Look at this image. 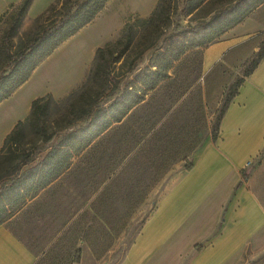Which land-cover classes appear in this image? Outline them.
Segmentation results:
<instances>
[{
	"label": "rangeland",
	"instance_id": "374dc122",
	"mask_svg": "<svg viewBox=\"0 0 264 264\" xmlns=\"http://www.w3.org/2000/svg\"><path fill=\"white\" fill-rule=\"evenodd\" d=\"M54 1L32 0L19 33L26 32L31 21ZM20 2L0 0V17ZM158 3L159 0H108L91 23L44 59L28 80L0 103V149L3 139L16 123L28 117L31 102L46 94L53 98L50 123L54 127L57 115L68 101L77 97L89 80L96 49L113 44L127 27L147 19ZM181 7L172 14L154 47L138 57H135V48L113 66L112 77L117 80L118 87L113 91L108 84L102 105H107L121 93L124 85L147 65L151 54L160 49L170 36L190 31L208 19L203 11L184 17ZM135 32L137 36L141 30L138 28ZM261 38L258 36L257 40ZM248 50H243L241 56H245ZM200 53V48L188 50L169 70V78L147 94L146 102L132 110L118 130L103 137L102 148L106 155L104 159L97 161L96 157L92 161L95 168L86 170L91 164L87 161L88 155L76 158L69 171L9 219L7 226L29 249L41 256L37 264H71L75 259L73 252L81 245L78 238L83 227H89L86 242L96 252L94 255L100 264L124 263L145 218L154 210L167 188L165 184L173 176L172 171L179 164L183 167L184 162L186 167L190 157L209 136L215 134L223 104L233 91L235 82L249 67L255 52L243 63H230V66H223L208 77L201 75ZM82 124V121L77 122L71 128L56 133L47 143L35 141L30 162L23 169L35 165L66 132ZM152 128L156 143H160L158 149L152 148L155 140L148 139L150 144H146L144 153L125 158L123 155L135 146L136 139ZM25 132L26 138L32 140L27 127ZM160 155H163L165 165L176 161L159 182L150 185L161 168L163 161ZM183 156L185 160L181 159ZM124 158L125 168L112 175L110 184L101 185L109 169L106 166L120 163ZM77 212L76 222L69 233L53 243L63 221ZM99 219H104L106 225ZM51 242L53 245L50 247ZM80 259L81 255L78 263L74 264H80ZM257 261L249 258L248 264H263Z\"/></svg>",
	"mask_w": 264,
	"mask_h": 264
},
{
	"label": "trees",
	"instance_id": "16d2710c",
	"mask_svg": "<svg viewBox=\"0 0 264 264\" xmlns=\"http://www.w3.org/2000/svg\"><path fill=\"white\" fill-rule=\"evenodd\" d=\"M107 2L108 0H55L44 12L34 18L30 28L21 34L19 30L32 0H21L18 5L11 6L0 17V103L24 84L35 68L56 48L91 23ZM263 3L264 0H159L155 10L147 19L138 20L127 27L113 44L96 49L95 63L90 70L89 80L77 97L68 101L64 110L57 115L53 123L54 127L50 123L52 96L46 94L34 99L26 120L16 123L4 138L0 149V225L19 212L39 191L59 180L72 168L76 158L88 155L87 161H91V164L86 170L95 168L92 161H95L96 157L97 161L104 159L106 155L102 148L103 137L118 130L132 110L146 102L147 94L155 91L169 78V70L175 62L190 49L206 48L217 42L225 32L243 22ZM180 6L184 17L203 11L204 17H208L207 21L190 31H182L176 36H170L160 49L151 54L147 65L124 85L121 93L107 105H102L101 100L108 84L113 91L118 87L117 80L112 77L113 66L121 59L124 60L135 48V57H138L154 47L163 35L170 17L179 10ZM138 28L141 32L136 36L135 30ZM259 36H264V33ZM263 57L264 39L253 54L249 67L235 82L233 91L225 100L217 127L237 88ZM81 121L82 125L66 132L49 148L40 161L23 169L30 162L31 151L36 146L35 141L47 143L56 133L65 131ZM25 127L29 130L28 134L32 136V140L26 138ZM153 130L150 129L136 139L135 146L123 156L126 158L131 154L144 153L146 144H150L148 139L153 141L156 138ZM215 137L216 131L211 138L215 139ZM158 144L160 143H156L155 140L152 148L157 150ZM125 158L120 163L118 161L112 163L110 167L106 166L109 169L105 171L106 175L101 185L111 182L112 175L125 168ZM185 158L183 156L181 159L185 160ZM160 159L164 160L163 155H160ZM179 160L177 158V161ZM175 161L171 164L167 162L166 165L163 161L158 175L150 185L159 182ZM190 167L189 163L186 169ZM242 178L245 179L246 175L243 174ZM99 221L106 225L104 219ZM68 222L62 223L61 227L64 228ZM88 230L89 227L81 229L78 241H87ZM69 231L70 226L64 230L59 229L57 232L60 235L53 238V243L59 238L63 239ZM53 243L51 242V246ZM93 253L96 255V252ZM80 255L81 249L78 246L73 252L75 259L72 262L78 263Z\"/></svg>",
	"mask_w": 264,
	"mask_h": 264
},
{
	"label": "crops",
	"instance_id": "0c3cea01",
	"mask_svg": "<svg viewBox=\"0 0 264 264\" xmlns=\"http://www.w3.org/2000/svg\"><path fill=\"white\" fill-rule=\"evenodd\" d=\"M261 33L264 3L217 42L200 48L201 75L243 63L258 50ZM189 163V169L184 162L172 171L123 264H248L249 258L264 264V57L225 108L215 139L209 136ZM77 214L59 229L71 228ZM7 222L0 225V264H36L41 256ZM79 243L80 264H100L90 245Z\"/></svg>",
	"mask_w": 264,
	"mask_h": 264
},
{
	"label": "built area",
	"instance_id": "2783aa9c",
	"mask_svg": "<svg viewBox=\"0 0 264 264\" xmlns=\"http://www.w3.org/2000/svg\"><path fill=\"white\" fill-rule=\"evenodd\" d=\"M246 167H249L251 166V161H247L246 164H245Z\"/></svg>",
	"mask_w": 264,
	"mask_h": 264
}]
</instances>
